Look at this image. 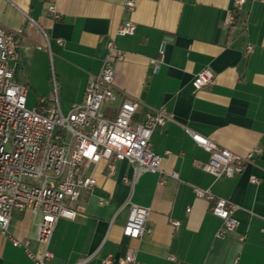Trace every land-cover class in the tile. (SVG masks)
I'll use <instances>...</instances> for the list:
<instances>
[{
	"label": "crops",
	"instance_id": "crops-1",
	"mask_svg": "<svg viewBox=\"0 0 264 264\" xmlns=\"http://www.w3.org/2000/svg\"><path fill=\"white\" fill-rule=\"evenodd\" d=\"M51 3L59 20L48 13ZM231 11L236 21L226 26ZM128 21L135 33L119 35ZM0 26L23 31L12 62L14 81L28 95L34 92L37 105L41 98L50 102L53 76L64 114L83 103L113 40L123 54L114 79L119 99L140 102L137 119L160 108L172 116L151 139V149L163 156L165 184L146 173L131 187L124 181L133 175L128 162H115L112 176L100 164L97 185L72 205L76 218L58 222L49 264H101L130 249L139 264H264V0L238 8L235 0H138L133 12L123 0H0ZM207 68L214 81L196 91L193 79ZM188 131L253 158L242 174L216 180L201 168L209 153ZM173 172L178 180L167 177ZM194 188L238 207L233 233L216 237L222 221ZM129 201L150 209V233L140 240L123 236ZM39 220L25 211L15 213L9 226L12 236L31 242L35 254L43 250ZM0 264L34 263L0 230Z\"/></svg>",
	"mask_w": 264,
	"mask_h": 264
},
{
	"label": "built area",
	"instance_id": "built-area-1",
	"mask_svg": "<svg viewBox=\"0 0 264 264\" xmlns=\"http://www.w3.org/2000/svg\"><path fill=\"white\" fill-rule=\"evenodd\" d=\"M137 1L123 0L124 9L133 12ZM248 1L251 0H235V7ZM48 13L53 19H60L55 4L49 5ZM235 21V13L231 11L226 26H232ZM135 31V24L128 21L119 26L117 33L133 35ZM22 33V30L10 31L0 26V230L14 247L22 248L34 264H49L54 258L51 244L58 222L76 218L77 211L72 205L97 185L95 171L100 164H104L108 176H112L115 162H128L133 175L124 181L131 187L146 173L159 175V184H165L163 156L151 149V139L154 130L164 126L172 116L165 108H160L137 119L140 102L129 97L119 99L114 79L116 64L123 54L113 40L107 44L100 72L88 82L83 103L74 105L64 114L53 76L50 102L41 98L36 108L30 109L28 89L14 81L12 66ZM58 42L61 44L62 40ZM247 51L251 53L252 47ZM213 81L214 73L207 68L194 77L192 86L199 91ZM188 133L209 153V160L201 168L216 180L242 174L253 158L252 154L242 156L199 134ZM167 177L178 180L176 172ZM250 180L253 184L259 183L254 176ZM194 191L198 198L212 202V214L222 221L217 238H224L237 229L235 204L215 196L210 190L194 188ZM128 206L123 236L140 240L150 233L147 227L150 209L130 201ZM25 211L40 218L36 225L37 239L43 250L39 254L31 250L29 240L9 233L14 214ZM173 224L179 226L178 222ZM101 264L139 262L135 250L130 249L123 258L116 261L107 257Z\"/></svg>",
	"mask_w": 264,
	"mask_h": 264
},
{
	"label": "rangeland",
	"instance_id": "rangeland-1",
	"mask_svg": "<svg viewBox=\"0 0 264 264\" xmlns=\"http://www.w3.org/2000/svg\"><path fill=\"white\" fill-rule=\"evenodd\" d=\"M37 106V97L34 94V92L30 91L29 95H28V107L30 109H34Z\"/></svg>",
	"mask_w": 264,
	"mask_h": 264
}]
</instances>
